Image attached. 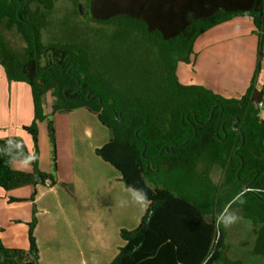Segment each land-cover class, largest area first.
Segmentation results:
<instances>
[{
  "label": "trees",
  "instance_id": "obj_1",
  "mask_svg": "<svg viewBox=\"0 0 264 264\" xmlns=\"http://www.w3.org/2000/svg\"><path fill=\"white\" fill-rule=\"evenodd\" d=\"M56 1L0 0V65L10 82L29 85L34 107L33 123L23 127L32 152L20 139L0 140V189L59 184L53 117L86 109L110 134L96 155L149 204L137 228L121 230L124 245L110 264H242L226 255L222 223L232 208L252 223L253 252L264 256V85H257L264 0H89L96 26L45 45ZM238 17L252 19L259 40L246 93L226 98L183 85L178 66L191 62L197 39ZM11 35L23 41L22 49L13 47ZM43 123L51 173L39 168ZM25 160L31 172L13 168ZM36 211L34 205L29 250L0 240V264H39Z\"/></svg>",
  "mask_w": 264,
  "mask_h": 264
},
{
  "label": "crops",
  "instance_id": "obj_2",
  "mask_svg": "<svg viewBox=\"0 0 264 264\" xmlns=\"http://www.w3.org/2000/svg\"><path fill=\"white\" fill-rule=\"evenodd\" d=\"M254 31L251 18L238 17L201 35L195 42L191 62L178 66L180 82L183 85L197 83L226 98L244 95L257 63L258 41ZM257 85L259 88L264 85L262 68ZM0 89V140L20 139L32 152L33 143L23 127L33 123L34 107L31 110L28 102H24L22 119L13 120V107L16 106V110L22 107L20 98L15 100L14 90L19 96L20 89L27 93L26 88L21 83L10 82L0 66ZM51 106L47 105L48 114ZM5 120L9 121L7 125ZM53 120L60 183L53 187L27 186L9 192L0 189V240L5 247L29 250L28 224L32 221L35 205L39 264H110L124 245L121 230L137 228L149 204L138 192L125 186L113 166L96 155V150L108 143L110 134L94 114L77 109L60 113ZM39 129L44 133L45 142L44 148H40L39 168L51 173L53 164L46 123L40 124ZM85 149L100 168L96 182L91 180L93 177L87 179L95 173L85 175L84 179L77 178L76 164L83 162L80 157L84 156ZM13 168L25 172L32 170L29 161L15 162ZM59 185H63L67 194L55 192L61 190ZM44 190H49L45 196ZM60 194L69 197L67 207L70 211L65 209ZM52 196H55V206L51 207H55L54 212L47 210ZM70 200L78 205L77 213ZM103 201L109 206L105 211L102 207L91 206L94 202L101 205Z\"/></svg>",
  "mask_w": 264,
  "mask_h": 264
},
{
  "label": "rangeland",
  "instance_id": "obj_3",
  "mask_svg": "<svg viewBox=\"0 0 264 264\" xmlns=\"http://www.w3.org/2000/svg\"><path fill=\"white\" fill-rule=\"evenodd\" d=\"M88 1L89 0H57L54 10L49 17V25L46 28V30L43 32L44 44L48 45L50 43L58 42L61 40L67 41V40H70L71 38L74 39L76 37V36L74 37V32L76 33L77 28H78L77 32L79 33V29H81V32H83V31H86V27L96 26L94 23L89 21L90 15H89V9L87 7ZM254 34L256 35L255 31H254ZM10 39H11V43L13 47L20 50L24 46L23 41L19 37L11 35ZM257 41H258V47H259L258 37H257ZM257 59H258V50H257ZM186 64H189V63H185L184 66H186ZM256 67H257V63H256ZM260 68L264 70V54L261 60ZM178 78L180 81L181 80L180 76H178ZM21 84L24 88H26L27 93H24L25 90L20 89V94L18 96V94H16V91L14 90L13 94H14L15 100L19 97L22 107L19 108V110H16V106L13 107V120H15L17 117L22 119L23 114H24V110H23L24 102L25 104L28 102V105L31 110L33 108V96H32L31 89L28 84L26 83H21ZM191 85H198V84L192 83ZM1 97H2V91L0 89V98ZM45 100H46V105H50L54 102L53 97L51 95H48ZM260 118L264 119V108H262L261 110ZM6 121L7 120H5L4 122L7 125L9 121L7 122ZM43 134H44L43 131H40L39 129V137H38L39 138V149L41 147L43 149L45 146V142L43 140L44 138ZM27 136L29 137V140H31L33 143V139L31 138V136L29 135ZM48 144H49V147H51L50 142ZM83 153H84V156L82 155L80 157L81 160H83V162L76 164L77 178L84 179L85 175L88 176V174L95 173L94 176H88L87 179L93 177L91 178V180L96 182L99 179V178L97 179L98 177L97 172L100 170V168H98V165L95 163L92 157L93 155L90 152H88L85 149ZM51 157H52V148H51ZM108 164L111 165L110 163ZM52 171H53V167H52ZM101 175L103 177L104 173ZM213 179L215 182H219L221 180L220 170L216 169L214 171ZM60 185L59 187L61 188L62 191L57 190L55 192H61L63 194L64 193L67 194L63 185L62 186ZM48 191L49 190L43 191V192H46L44 193V196L49 193ZM63 194H60L61 195L60 200L63 203V205L66 206L65 209L67 208V211H70V209H68L69 202H67L69 197L67 196L68 197L67 198ZM55 196H52V201L50 203V206H47L49 207L47 208V210L54 212L55 207L54 208H51V207L55 206L53 202ZM71 202L73 203L72 205L74 206V212L77 213L76 211H78V205H76L73 201ZM103 202H101V205H98V203L94 202V204L91 203V206L94 205L95 207H102L101 210L105 211L106 208L109 206L106 205L105 202L104 203ZM94 210H96V208H94ZM222 227L226 234V240H225V243L227 245L226 255L230 260L240 261L242 264H264V256L255 255L253 252V249L256 243V238H257L255 231H254L255 228L249 220L243 217L239 209L232 208L225 212Z\"/></svg>",
  "mask_w": 264,
  "mask_h": 264
},
{
  "label": "water",
  "instance_id": "obj_4",
  "mask_svg": "<svg viewBox=\"0 0 264 264\" xmlns=\"http://www.w3.org/2000/svg\"><path fill=\"white\" fill-rule=\"evenodd\" d=\"M262 106H263V105L261 104V107H262ZM244 190H245V191L247 190V186H246V185L244 186Z\"/></svg>",
  "mask_w": 264,
  "mask_h": 264
}]
</instances>
